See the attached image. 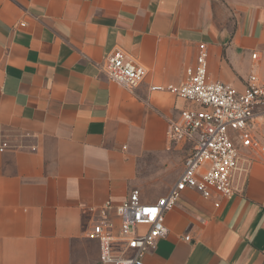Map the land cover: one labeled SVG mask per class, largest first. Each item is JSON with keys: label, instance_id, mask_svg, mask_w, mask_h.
<instances>
[{"label": "crops", "instance_id": "1", "mask_svg": "<svg viewBox=\"0 0 264 264\" xmlns=\"http://www.w3.org/2000/svg\"><path fill=\"white\" fill-rule=\"evenodd\" d=\"M202 42L210 79L264 83V0H0V264H103L98 208L169 192L191 147L168 130L193 104L164 87ZM116 48L148 69L133 90L103 70ZM242 155V191L185 190L144 264H264V153Z\"/></svg>", "mask_w": 264, "mask_h": 264}, {"label": "built area", "instance_id": "2", "mask_svg": "<svg viewBox=\"0 0 264 264\" xmlns=\"http://www.w3.org/2000/svg\"><path fill=\"white\" fill-rule=\"evenodd\" d=\"M209 54L207 43H200L196 63L188 67L186 78L164 87L193 104L181 111L180 119L168 130L171 142L191 147L178 180L156 201H145L141 191L133 189L122 203L113 206L107 202L98 208L89 237L99 241L103 264H144L147 252L169 233L167 213L185 190H198L207 199L213 192L231 198L242 191L248 173L249 159L243 157L242 150L264 153L256 127L258 115H264V83L252 74L246 88L239 90L210 79ZM252 56L256 58L257 52ZM103 70L111 80L130 90L140 86L148 75V69L121 48L108 54Z\"/></svg>", "mask_w": 264, "mask_h": 264}, {"label": "rangeland", "instance_id": "3", "mask_svg": "<svg viewBox=\"0 0 264 264\" xmlns=\"http://www.w3.org/2000/svg\"><path fill=\"white\" fill-rule=\"evenodd\" d=\"M224 1V0H223ZM235 2H245V0H234ZM227 2V1H226ZM257 132L264 142V116L257 118Z\"/></svg>", "mask_w": 264, "mask_h": 264}, {"label": "snow or ice", "instance_id": "4", "mask_svg": "<svg viewBox=\"0 0 264 264\" xmlns=\"http://www.w3.org/2000/svg\"><path fill=\"white\" fill-rule=\"evenodd\" d=\"M152 211H154V210H152Z\"/></svg>", "mask_w": 264, "mask_h": 264}]
</instances>
